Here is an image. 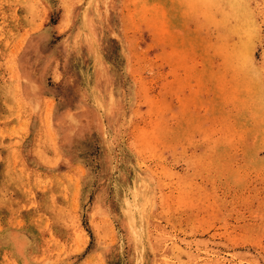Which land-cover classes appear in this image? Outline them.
Returning <instances> with one entry per match:
<instances>
[{
    "label": "rangeland",
    "instance_id": "374dc122",
    "mask_svg": "<svg viewBox=\"0 0 264 264\" xmlns=\"http://www.w3.org/2000/svg\"><path fill=\"white\" fill-rule=\"evenodd\" d=\"M0 264H264V0H0Z\"/></svg>",
    "mask_w": 264,
    "mask_h": 264
}]
</instances>
